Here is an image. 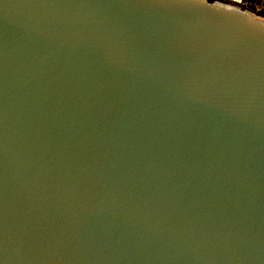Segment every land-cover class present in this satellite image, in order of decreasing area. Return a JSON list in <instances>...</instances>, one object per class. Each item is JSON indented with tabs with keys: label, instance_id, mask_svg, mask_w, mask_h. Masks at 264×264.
<instances>
[{
	"label": "water",
	"instance_id": "95a60500",
	"mask_svg": "<svg viewBox=\"0 0 264 264\" xmlns=\"http://www.w3.org/2000/svg\"><path fill=\"white\" fill-rule=\"evenodd\" d=\"M0 264H264V22L0 0Z\"/></svg>",
	"mask_w": 264,
	"mask_h": 264
},
{
	"label": "rangeland",
	"instance_id": "374dc122",
	"mask_svg": "<svg viewBox=\"0 0 264 264\" xmlns=\"http://www.w3.org/2000/svg\"><path fill=\"white\" fill-rule=\"evenodd\" d=\"M229 1L232 2L230 4L231 6L246 11L249 14H252L264 20V16L260 14L264 11V0H229Z\"/></svg>",
	"mask_w": 264,
	"mask_h": 264
},
{
	"label": "trees",
	"instance_id": "16d2710c",
	"mask_svg": "<svg viewBox=\"0 0 264 264\" xmlns=\"http://www.w3.org/2000/svg\"><path fill=\"white\" fill-rule=\"evenodd\" d=\"M219 1H222V2H225V3H228V4H231L232 3L229 0H219ZM260 14L264 16V11L262 13H260Z\"/></svg>",
	"mask_w": 264,
	"mask_h": 264
},
{
	"label": "bare ground",
	"instance_id": "6f19581e",
	"mask_svg": "<svg viewBox=\"0 0 264 264\" xmlns=\"http://www.w3.org/2000/svg\"><path fill=\"white\" fill-rule=\"evenodd\" d=\"M254 19H257V20H259V21H263L264 22V20H262V19H260V18H258V17H256V16H254V15H252V14H250ZM256 17V18H255Z\"/></svg>",
	"mask_w": 264,
	"mask_h": 264
}]
</instances>
